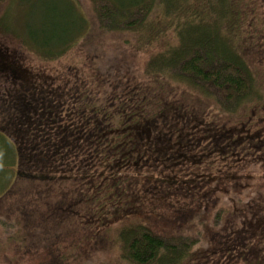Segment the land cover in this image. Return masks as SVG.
I'll use <instances>...</instances> for the list:
<instances>
[{"label":"rangeland","instance_id":"rangeland-1","mask_svg":"<svg viewBox=\"0 0 264 264\" xmlns=\"http://www.w3.org/2000/svg\"><path fill=\"white\" fill-rule=\"evenodd\" d=\"M6 1L11 0H0V15L9 8ZM80 2L89 27L64 59L43 62L0 37V131L18 144L22 174L32 167L28 164L31 145H44L49 149L47 158H55L52 179L57 180L60 171L72 165L62 171H66L65 178L70 175L72 179L63 182L66 192L61 198L54 196L50 182L35 179L30 183L22 174L4 193L0 220L14 222L16 227H0V264H130L120 257L116 233L132 221L150 223L170 234L200 233V244L183 264H219L230 252L229 237L242 223L238 209L251 213L243 226L244 232L253 233L247 244L252 249L264 247V105L222 113L213 102L184 86L147 75L148 52L137 49L133 36L101 32L89 1ZM249 3L258 8L251 10L239 31L240 51L264 89V0ZM55 5L57 0H17L12 10L20 17L21 26L39 28ZM254 20H259L258 25ZM247 32L252 34L248 37ZM82 107L88 108L91 116V108H114L117 112L125 108L127 117L139 119L131 122L133 142L138 143L139 138L140 143L138 160L130 162L126 171L132 176L134 193L127 200L129 205L109 218L97 220L94 212L95 225L93 218L85 221L80 214H73L57 237L48 216L58 214L59 201L80 186L92 187V197L105 202L108 189L102 181L108 173L125 172L108 169L102 162H82L83 156L63 159L58 146L67 139L41 137V131L49 132L46 126L51 119L70 118ZM139 112L151 113L143 120ZM9 144L0 135V167L4 171L13 161L6 157ZM120 161L118 158L116 168ZM217 208L226 213V223L215 229L212 221ZM12 238L16 240L10 242ZM247 244L231 247L250 259L252 250H244Z\"/></svg>","mask_w":264,"mask_h":264},{"label":"trees","instance_id":"trees-1","mask_svg":"<svg viewBox=\"0 0 264 264\" xmlns=\"http://www.w3.org/2000/svg\"><path fill=\"white\" fill-rule=\"evenodd\" d=\"M16 1L4 2L9 8L0 15V37L8 39L23 53L33 55L43 62H56L64 59L87 34L89 19L80 0H57L54 11L46 14L39 28L20 25V17L12 10ZM88 1L101 32L133 36L137 49L148 52L144 67L147 75L160 76L184 86L213 102L222 113L234 114L264 105L263 84L240 51L242 41L239 31L245 26L251 10L258 8L255 3L250 7L249 0ZM255 22L258 25L259 20H254L253 24ZM250 28L254 30L255 26ZM252 32H247L248 37ZM85 107L77 109L76 115L72 114L70 118L68 116L57 121L51 119L52 122L46 126L49 132L41 131V137L48 135L53 140L54 137L67 139L63 145L58 146L63 159L83 156L82 162H102L108 169H123L125 172L108 173L106 182L102 181L108 189L105 202L100 197H92V187L80 186L63 198L66 203L64 200L59 201L58 214L54 216L50 213L48 216L51 219L48 223L53 226V233L57 237L61 236L59 233L65 229H61L63 224L73 214H80L85 221L93 218L92 223L95 225L94 216L92 217L94 212L97 220L109 218L126 207L127 200L134 193L132 176L126 171L130 162L138 160L140 143L139 138L138 143L133 142L135 130L131 122L137 123L139 119L127 117L125 108H118L119 112L114 108H91L94 111L91 116ZM139 113V117L144 120L143 116L151 112ZM0 135L10 141L11 150L6 157H12L13 160L12 164H6L5 171L0 167V192L4 190L0 199H3L6 195L4 193L12 188L23 171L18 144L4 132L0 131ZM36 137L34 134L35 139ZM33 146L28 151V160L31 162L28 164L32 167L22 176L30 183L35 179L41 183L50 182L54 196L61 198V194L66 192L63 182L72 179L70 175L65 178L66 171L72 165L64 167L66 171L63 173L65 169H62L57 180L52 179L50 175L54 173L51 169H54L55 158H47L49 149L44 148V145H39L38 148ZM118 158L121 159L120 168H116ZM78 166L80 165L75 164V167ZM96 193L97 190L95 195ZM83 196L88 198L87 202ZM30 198L37 199L32 195ZM75 198L78 199L71 202ZM214 212L212 222L216 229L225 225L223 216L226 213L222 208H217ZM237 214L242 223L231 234L233 237H229L227 250L230 249V252L221 258L219 264H264L263 245H256L252 249L247 244V237L253 233L243 231L251 213L238 209ZM35 215L36 213L33 214L34 217ZM0 227L15 230L16 224L1 219ZM116 235L120 257L130 264H183L202 240L200 233L170 234L143 221L127 222ZM15 240L12 238L10 242ZM246 244L247 248L244 250L249 253L252 250L250 259L231 247H245Z\"/></svg>","mask_w":264,"mask_h":264}]
</instances>
